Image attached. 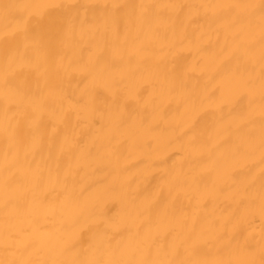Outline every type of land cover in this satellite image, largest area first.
<instances>
[{"label": "bare ground", "instance_id": "6f19581e", "mask_svg": "<svg viewBox=\"0 0 264 264\" xmlns=\"http://www.w3.org/2000/svg\"><path fill=\"white\" fill-rule=\"evenodd\" d=\"M259 3L0 0V261L260 264Z\"/></svg>", "mask_w": 264, "mask_h": 264}, {"label": "snow or ice", "instance_id": "6c2138e0", "mask_svg": "<svg viewBox=\"0 0 264 264\" xmlns=\"http://www.w3.org/2000/svg\"><path fill=\"white\" fill-rule=\"evenodd\" d=\"M35 7V5L30 4H8L5 5V16L9 14L10 10L12 9H30ZM47 7V6H45ZM118 7V6H114ZM142 8H149L151 6L142 5ZM214 7H218L222 10H233V9H256L259 8V20L261 24V38L264 41V0H260L259 5H241V4H227V5H216ZM15 31H25L20 25H18ZM260 148L262 153H264V124H262V131H261V144ZM73 244H69L65 251H69ZM174 254H179V249L174 250ZM262 256H264V247H262ZM0 264H4V262L0 261ZM8 264H18L16 261H9ZM19 264H27V262H19ZM53 264H202L199 261H191V260H148V259H141V260H104V259H72V260H59L53 262ZM260 264H264V258L261 259Z\"/></svg>", "mask_w": 264, "mask_h": 264}]
</instances>
